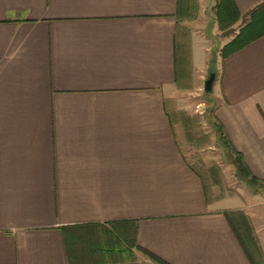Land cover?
I'll return each mask as SVG.
<instances>
[{
  "label": "crops",
  "instance_id": "crops-1",
  "mask_svg": "<svg viewBox=\"0 0 264 264\" xmlns=\"http://www.w3.org/2000/svg\"><path fill=\"white\" fill-rule=\"evenodd\" d=\"M233 2L221 36L218 0H0V264H251L171 101L215 71L212 145L264 200V35L220 54L264 0Z\"/></svg>",
  "mask_w": 264,
  "mask_h": 264
},
{
  "label": "rangeland",
  "instance_id": "rangeland-1",
  "mask_svg": "<svg viewBox=\"0 0 264 264\" xmlns=\"http://www.w3.org/2000/svg\"><path fill=\"white\" fill-rule=\"evenodd\" d=\"M220 35L224 36L222 31ZM187 67L189 72H186V77L181 81L182 87L171 100L174 119L187 126L185 131L190 142L184 137L185 149L203 174L208 197L227 200L231 198L235 201L231 207L234 211H242L245 214L251 228L250 234L255 237L257 230L264 232V200L253 194L247 185L235 176L234 167L224 158L223 152L212 145V129L205 121V118L210 120L213 109L212 90L206 92L204 89L208 77H199L190 65ZM257 244L261 248L259 260L262 259L264 263L262 244L259 240Z\"/></svg>",
  "mask_w": 264,
  "mask_h": 264
},
{
  "label": "trees",
  "instance_id": "trees-1",
  "mask_svg": "<svg viewBox=\"0 0 264 264\" xmlns=\"http://www.w3.org/2000/svg\"><path fill=\"white\" fill-rule=\"evenodd\" d=\"M215 15L218 27L222 31L223 35L230 34L233 31V26L241 18L233 0H218L215 8ZM263 35L264 9L257 10L251 13L250 21L239 30V33L229 43L222 47L220 53L221 57L226 58L231 53L239 50L240 48L244 47L245 45ZM211 72L215 73V71L213 70H211L210 73ZM176 82L179 84L177 80ZM211 114H213V109L211 110ZM213 125L217 131L218 144L226 150L228 161L231 162L235 167V176L250 187H254L257 184H260L262 181L257 179L248 169L242 155L233 148L229 139L225 135L221 124L215 121ZM224 214L233 227L234 232L237 234L242 247L244 248L246 254L250 259L251 264H264L262 259H260L258 262L254 261V259L252 258V253L251 251H249L251 247H254L253 249H256L260 256V248L257 245L256 239L250 234L251 228L245 214L242 211H226L224 212ZM119 246L121 249L120 257L122 258V260L133 259L135 257L132 250L129 249L130 247L125 246L122 243L119 244ZM146 253L152 258L157 259L156 256L148 252ZM160 262L163 263L162 261Z\"/></svg>",
  "mask_w": 264,
  "mask_h": 264
},
{
  "label": "water",
  "instance_id": "water-1",
  "mask_svg": "<svg viewBox=\"0 0 264 264\" xmlns=\"http://www.w3.org/2000/svg\"><path fill=\"white\" fill-rule=\"evenodd\" d=\"M215 77H216L215 73L211 72L209 74V77L205 81V85H204V89L206 92H210L212 90Z\"/></svg>",
  "mask_w": 264,
  "mask_h": 264
}]
</instances>
